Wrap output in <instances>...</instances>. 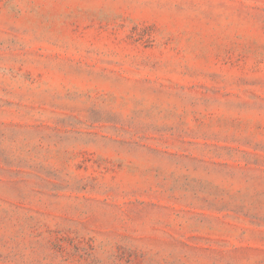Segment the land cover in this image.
<instances>
[{
    "label": "rangeland",
    "instance_id": "obj_1",
    "mask_svg": "<svg viewBox=\"0 0 264 264\" xmlns=\"http://www.w3.org/2000/svg\"><path fill=\"white\" fill-rule=\"evenodd\" d=\"M0 264H264V0H0Z\"/></svg>",
    "mask_w": 264,
    "mask_h": 264
}]
</instances>
